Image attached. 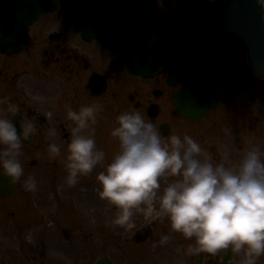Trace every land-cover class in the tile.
Wrapping results in <instances>:
<instances>
[{"label": "clouds", "instance_id": "1", "mask_svg": "<svg viewBox=\"0 0 264 264\" xmlns=\"http://www.w3.org/2000/svg\"><path fill=\"white\" fill-rule=\"evenodd\" d=\"M5 103L7 110L0 109V174L16 184L24 176V141L37 129L28 123L18 131L7 113L19 109ZM98 111L97 104L67 110L73 126L64 155L66 185L75 187L99 166L96 191L115 206L113 225L130 227L137 212L148 220L167 218L172 232L193 241L188 253L243 252L239 264H257L264 256V151L259 145L249 148L235 166L214 164L192 136L173 134L165 142L153 122L130 111L117 116L118 126L110 132L119 150L109 160L97 147L92 128ZM48 149L51 158L61 157L60 144L50 143ZM169 177L173 179L162 187L161 178ZM24 188L37 191L36 178H25ZM170 239V234H161L153 246Z\"/></svg>", "mask_w": 264, "mask_h": 264}, {"label": "flooded vegetation", "instance_id": "2", "mask_svg": "<svg viewBox=\"0 0 264 264\" xmlns=\"http://www.w3.org/2000/svg\"><path fill=\"white\" fill-rule=\"evenodd\" d=\"M229 1L232 0H136L133 8L140 7L158 15L160 34L168 39L173 55L160 73L132 78L125 68L126 59L120 43L111 39H85L66 14L72 0H56L54 8L41 13L30 26L28 45L22 53L0 49V65L9 63L14 71L9 73L0 69V93L1 90L10 93L0 94V109L7 110L5 102H12L19 111L7 115L15 121L18 131L28 123L37 129L29 140L24 141L21 150L23 155H33L30 165L36 167L47 159L44 164L50 165L51 157L47 151L50 143L60 144L64 151L73 126L67 118L69 107L79 110L85 105L84 101L88 105L95 101L101 104V110H111L112 99L122 101L119 98L130 86V81H143L142 90L152 91L156 98L167 95L174 106L175 93L188 84L210 89L220 103L224 102L226 93L233 97L237 87L242 85L239 59L234 52L239 51L241 40L222 29V10ZM2 29L0 20V39ZM153 55L154 52L151 60L155 59ZM248 75L252 73L248 72ZM139 95L140 89L133 88L129 93L130 101L138 109L143 107L137 98ZM155 104L159 117L162 104L152 97L145 102L146 113ZM157 118L149 120L159 132L164 123L170 124L171 134L174 132L169 121L163 120L157 126ZM96 126L97 123L92 128ZM205 155L215 164L223 161L225 154L212 151ZM45 171L46 174L53 172L49 168ZM47 214L45 216L49 217ZM55 234L47 230L41 235L45 246L54 238L53 244L61 248V237ZM66 249H60L62 255Z\"/></svg>", "mask_w": 264, "mask_h": 264}, {"label": "rangeland", "instance_id": "3", "mask_svg": "<svg viewBox=\"0 0 264 264\" xmlns=\"http://www.w3.org/2000/svg\"><path fill=\"white\" fill-rule=\"evenodd\" d=\"M244 50L245 46L240 44L239 51H234L239 59L242 85L237 87L233 97L230 98L226 93L224 102L209 112L204 121L189 122L177 115L173 101L167 99L169 96L156 98L152 91L148 92L145 88L142 90L143 81H130V86L119 98L123 102L112 99L111 110L102 108L98 111L97 126L94 127L97 147L104 150L110 160L119 150L118 140L110 135L111 130L118 126L117 116L124 112L138 111L146 121H150L145 102L152 97L162 104L157 126L163 120L169 121L174 128L171 135L192 136L202 146L204 155L212 151L224 153L223 162L226 166L237 165L244 153L256 145L264 151V80L248 75L250 70L245 62ZM11 66L7 63L0 65V69L11 73L14 72ZM133 88L140 89L137 98L143 104L142 108H135L129 99ZM0 94L10 93L1 90ZM93 102L99 105V102ZM84 103L88 105V102ZM168 138L162 140L166 142ZM63 150L61 157L51 158L49 166L44 164L47 159L40 161L36 167L30 165L33 155L22 153L20 159L24 176L17 190L11 196H0V264H93L100 255L109 256L118 264H194L193 258L197 254L205 256L203 264H225L222 261L216 263L215 255L206 252L188 253L187 249L193 241L172 232L167 218L148 220L137 212L130 227L113 225L111 221L116 208L101 199L96 191V173L102 169L98 166L93 173L82 176L75 187H69L64 183L67 175L64 166L67 146ZM206 157L211 160L209 156ZM47 168L53 172L46 174ZM29 175L37 180L38 188L35 192L24 188V179ZM171 179L161 178L162 187ZM47 204L49 207L46 208ZM146 227L153 228V235L144 243L134 242L135 231ZM47 230L60 235L61 248L69 249H66L64 255L61 248L53 244L54 238L49 241L51 246H45L41 235ZM165 233L171 235L168 244L154 247V242ZM177 247L184 251L177 252ZM235 254L239 259L243 257V252ZM229 264L239 262L236 260ZM257 264H264V256L259 258Z\"/></svg>", "mask_w": 264, "mask_h": 264}, {"label": "water", "instance_id": "4", "mask_svg": "<svg viewBox=\"0 0 264 264\" xmlns=\"http://www.w3.org/2000/svg\"><path fill=\"white\" fill-rule=\"evenodd\" d=\"M135 0H74L69 6V19L86 39L112 38L120 41L127 57V68L136 76H147L162 71L172 55L167 40L158 37V23L149 12L134 9ZM56 0H0V17L3 22L0 49L13 53L23 51L28 43L30 25L43 11L54 8ZM222 29L241 38L248 51L249 64L253 72L264 78V3L261 0H232L224 8ZM147 42L148 44L144 43ZM154 50L155 59L147 56ZM180 115L200 121L206 112L218 106V98L208 88L194 84L184 86L174 95ZM148 115H158L157 105L149 107ZM169 125L163 124L160 134L169 135ZM18 183L9 182L7 176L0 174V195L14 193ZM151 228L137 231L135 240L141 242L152 234ZM203 256L195 259L202 264ZM217 260L221 258L216 254ZM235 259L233 252L227 250L223 261ZM94 264H115L109 257L101 256ZM122 264V263H121Z\"/></svg>", "mask_w": 264, "mask_h": 264}]
</instances>
